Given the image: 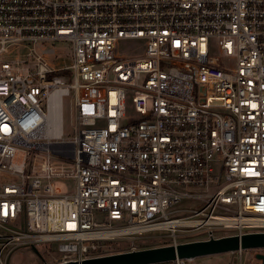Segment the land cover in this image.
Returning a JSON list of instances; mask_svg holds the SVG:
<instances>
[{"label":"built area","instance_id":"2783aa9c","mask_svg":"<svg viewBox=\"0 0 264 264\" xmlns=\"http://www.w3.org/2000/svg\"><path fill=\"white\" fill-rule=\"evenodd\" d=\"M202 230L264 233V0H0V264Z\"/></svg>","mask_w":264,"mask_h":264},{"label":"rangeland","instance_id":"374dc122","mask_svg":"<svg viewBox=\"0 0 264 264\" xmlns=\"http://www.w3.org/2000/svg\"><path fill=\"white\" fill-rule=\"evenodd\" d=\"M54 47L56 52L48 55V60L53 66H64L71 64V42L70 41H57L50 44ZM74 92L70 91L62 98V120L64 137H73L75 134V110L73 106ZM44 108H46L44 104ZM134 111V109H131ZM104 125L105 122H100ZM52 183L55 187V191L59 195H65L74 192L76 188V179L73 177L64 178H52ZM189 204V200H183L180 205ZM185 214V213H181ZM216 234H222L223 230H215ZM231 233L232 231H228ZM166 234L165 232H150L145 233L142 237L138 238L132 243L130 239L117 240L113 244L102 250L100 255L118 253L123 251H129L133 249H144L150 247L164 246L170 244V239L167 237H161ZM208 236L207 230H202L189 235H180L179 241L202 239ZM38 252L29 245H22L15 248L11 254L7 257L6 264H58L59 260L55 258L59 256L58 243L48 242L39 244L36 246ZM259 251H264V248H248L242 251H228L220 252L209 255L197 256L193 259H184L185 264H260V261L256 258Z\"/></svg>","mask_w":264,"mask_h":264},{"label":"water","instance_id":"95a60500","mask_svg":"<svg viewBox=\"0 0 264 264\" xmlns=\"http://www.w3.org/2000/svg\"><path fill=\"white\" fill-rule=\"evenodd\" d=\"M264 233H251L242 236L231 235L222 238L194 240L177 245L133 249L112 254L98 255L83 260H71L59 264H162L178 259H193L197 256L220 252L237 251L248 248H263ZM38 252L36 246H33ZM256 258L264 264V253H257Z\"/></svg>","mask_w":264,"mask_h":264}]
</instances>
